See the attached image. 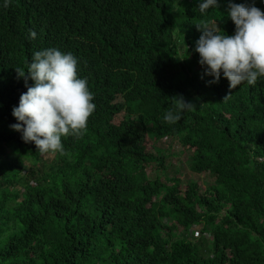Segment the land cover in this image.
I'll return each instance as SVG.
<instances>
[{"label": "trees", "instance_id": "1", "mask_svg": "<svg viewBox=\"0 0 264 264\" xmlns=\"http://www.w3.org/2000/svg\"><path fill=\"white\" fill-rule=\"evenodd\" d=\"M227 2L204 16L196 0L0 5V264H264V80L206 83L193 50L196 24L233 33ZM232 3L264 12L261 0ZM47 47L78 58L96 107L45 165L9 125L26 90L16 69ZM178 98L194 107L168 125ZM165 138L211 180L203 190L148 179L164 168L152 149Z\"/></svg>", "mask_w": 264, "mask_h": 264}, {"label": "clouds", "instance_id": "2", "mask_svg": "<svg viewBox=\"0 0 264 264\" xmlns=\"http://www.w3.org/2000/svg\"><path fill=\"white\" fill-rule=\"evenodd\" d=\"M8 3L9 0H0L4 7ZM219 6V0H196L201 16ZM226 16L234 25L231 35L216 24H196L200 33L193 49L198 54L197 63L203 74L211 77L206 83H217L222 76L227 79L229 89L243 83L254 86L264 80V12L253 3L228 0ZM35 37L36 33L29 31L28 38ZM77 66L78 58L71 51L47 47L31 53L25 70L16 69L26 90L11 109L16 123L9 127L20 133L23 142H31L40 154L63 155L62 139L81 136L95 110L93 93L87 79L78 75ZM178 101L162 117L168 125H175L184 112L194 107L182 98Z\"/></svg>", "mask_w": 264, "mask_h": 264}, {"label": "rangeland", "instance_id": "3", "mask_svg": "<svg viewBox=\"0 0 264 264\" xmlns=\"http://www.w3.org/2000/svg\"><path fill=\"white\" fill-rule=\"evenodd\" d=\"M155 150L161 153V155L159 156H164V168L161 170H153L151 168L148 169V179H155L157 177L164 181L167 178L171 179L176 176L181 178V184H186L188 182H196L200 185L202 190L203 184L211 181L206 176L198 175L191 172V154L189 152H182V147L180 146L177 139H162L157 142L155 148L152 149V153L156 152ZM53 157L54 154H48L46 156H43L44 164L48 165V162H51ZM199 230V226L193 228V231L196 232L197 236H200ZM201 236L206 239L209 238L207 234H202Z\"/></svg>", "mask_w": 264, "mask_h": 264}]
</instances>
